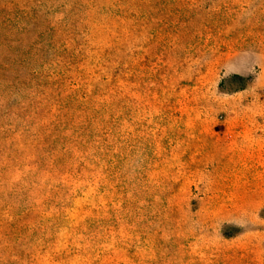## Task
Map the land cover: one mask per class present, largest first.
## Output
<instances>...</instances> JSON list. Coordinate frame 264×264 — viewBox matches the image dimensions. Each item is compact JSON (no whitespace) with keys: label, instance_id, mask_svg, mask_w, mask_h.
Listing matches in <instances>:
<instances>
[{"label":"rangeland","instance_id":"374dc122","mask_svg":"<svg viewBox=\"0 0 264 264\" xmlns=\"http://www.w3.org/2000/svg\"><path fill=\"white\" fill-rule=\"evenodd\" d=\"M3 60L0 264H264V0H0Z\"/></svg>","mask_w":264,"mask_h":264},{"label":"trees","instance_id":"16d2710c","mask_svg":"<svg viewBox=\"0 0 264 264\" xmlns=\"http://www.w3.org/2000/svg\"><path fill=\"white\" fill-rule=\"evenodd\" d=\"M9 63H11V62H9L8 60H3V62H1V64H0V69L1 70H7V68H9ZM13 64H15L16 66H21V67H23V68H27L28 66V64H27V62L26 61H23V60H17V61H13L12 62ZM20 68V67H19ZM28 76H29V78H31V79H34V78H36V75H35V73H34V71L33 72H29V74H28Z\"/></svg>","mask_w":264,"mask_h":264}]
</instances>
